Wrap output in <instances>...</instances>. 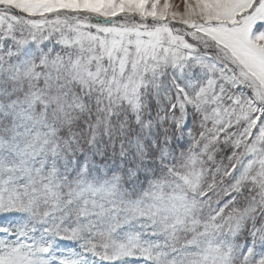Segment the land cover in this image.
Masks as SVG:
<instances>
[{"label": "snow or ice", "instance_id": "1", "mask_svg": "<svg viewBox=\"0 0 264 264\" xmlns=\"http://www.w3.org/2000/svg\"><path fill=\"white\" fill-rule=\"evenodd\" d=\"M0 264H264V0H0Z\"/></svg>", "mask_w": 264, "mask_h": 264}]
</instances>
